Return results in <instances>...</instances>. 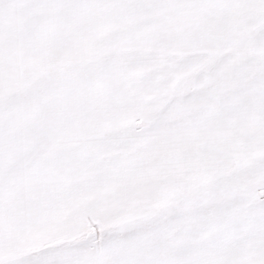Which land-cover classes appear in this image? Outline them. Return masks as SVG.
I'll use <instances>...</instances> for the list:
<instances>
[{
	"label": "snow or ice",
	"instance_id": "6c2138e0",
	"mask_svg": "<svg viewBox=\"0 0 264 264\" xmlns=\"http://www.w3.org/2000/svg\"><path fill=\"white\" fill-rule=\"evenodd\" d=\"M0 264H264V0H0Z\"/></svg>",
	"mask_w": 264,
	"mask_h": 264
}]
</instances>
